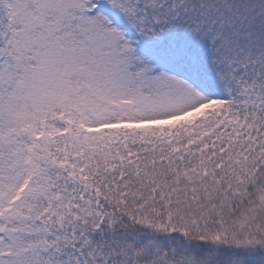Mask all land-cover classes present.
<instances>
[{"label":"snow or ice","instance_id":"snow-or-ice-1","mask_svg":"<svg viewBox=\"0 0 264 264\" xmlns=\"http://www.w3.org/2000/svg\"><path fill=\"white\" fill-rule=\"evenodd\" d=\"M0 264H264V0H0Z\"/></svg>","mask_w":264,"mask_h":264}]
</instances>
